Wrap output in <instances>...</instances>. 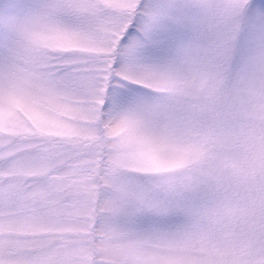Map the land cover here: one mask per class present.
<instances>
[{"label": "snow or ice", "instance_id": "obj_1", "mask_svg": "<svg viewBox=\"0 0 264 264\" xmlns=\"http://www.w3.org/2000/svg\"><path fill=\"white\" fill-rule=\"evenodd\" d=\"M0 264H264V0H0Z\"/></svg>", "mask_w": 264, "mask_h": 264}]
</instances>
